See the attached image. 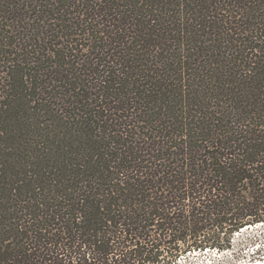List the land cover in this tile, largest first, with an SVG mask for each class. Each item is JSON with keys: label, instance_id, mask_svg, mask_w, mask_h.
<instances>
[{"label": "trees", "instance_id": "obj_1", "mask_svg": "<svg viewBox=\"0 0 264 264\" xmlns=\"http://www.w3.org/2000/svg\"><path fill=\"white\" fill-rule=\"evenodd\" d=\"M264 221V0H0V264H179Z\"/></svg>", "mask_w": 264, "mask_h": 264}, {"label": "built area", "instance_id": "obj_2", "mask_svg": "<svg viewBox=\"0 0 264 264\" xmlns=\"http://www.w3.org/2000/svg\"><path fill=\"white\" fill-rule=\"evenodd\" d=\"M253 230H258V233H247L249 231H253ZM258 234V235H257ZM245 235V236H244ZM260 236H263V238H259ZM241 237V239H246L248 238L250 240V242H248V244L246 245V247L244 248V254L245 256L241 257L239 260H237L234 263H253L256 262L258 260H262L264 259V221H260V222H256V223H252V224H247L241 228H238L237 230L232 232L231 235V242L233 245V241L236 240V238ZM231 245V246H232ZM231 246L228 248H224V249H218V248H204V249H192L190 251H187L186 254H190V253H194L197 251H203V250H215L216 253L222 252V253H228L231 252ZM218 263H226V262H218ZM215 263V264H218ZM234 263H227V264H234Z\"/></svg>", "mask_w": 264, "mask_h": 264}, {"label": "rangeland", "instance_id": "obj_3", "mask_svg": "<svg viewBox=\"0 0 264 264\" xmlns=\"http://www.w3.org/2000/svg\"><path fill=\"white\" fill-rule=\"evenodd\" d=\"M258 230L249 231L247 233H258ZM258 235V234H257ZM245 236V235H244ZM259 238H263V236L259 235ZM250 242L248 238L241 239V237L236 238L233 241V245L231 246V252L228 253H216L215 250H203L197 251L194 253L186 254L184 258H181L179 264H215L218 262H226V263H234L239 260L241 257L245 256L244 251L245 247Z\"/></svg>", "mask_w": 264, "mask_h": 264}, {"label": "bare ground", "instance_id": "obj_4", "mask_svg": "<svg viewBox=\"0 0 264 264\" xmlns=\"http://www.w3.org/2000/svg\"><path fill=\"white\" fill-rule=\"evenodd\" d=\"M218 264H227V263H218ZM234 264H264V259L258 260V261L253 262V263L245 262V263H234Z\"/></svg>", "mask_w": 264, "mask_h": 264}]
</instances>
